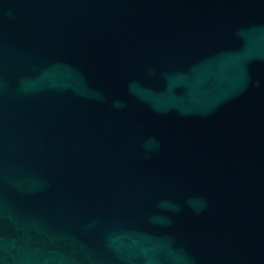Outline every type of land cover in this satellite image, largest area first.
Masks as SVG:
<instances>
[{
  "label": "water",
  "instance_id": "obj_1",
  "mask_svg": "<svg viewBox=\"0 0 264 264\" xmlns=\"http://www.w3.org/2000/svg\"><path fill=\"white\" fill-rule=\"evenodd\" d=\"M0 264H264V0H0Z\"/></svg>",
  "mask_w": 264,
  "mask_h": 264
}]
</instances>
